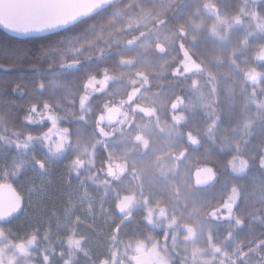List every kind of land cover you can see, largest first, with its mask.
<instances>
[{
  "label": "snow or ice",
  "instance_id": "obj_1",
  "mask_svg": "<svg viewBox=\"0 0 264 264\" xmlns=\"http://www.w3.org/2000/svg\"><path fill=\"white\" fill-rule=\"evenodd\" d=\"M5 7L10 32L79 31L35 58L0 43V69L36 73L0 82L26 97L0 114V264H264V231L237 235L264 222V196L244 211L250 170L264 172V137L248 151L264 132V0ZM48 53L62 78L41 71ZM58 165L62 212L33 222L37 185L25 176Z\"/></svg>",
  "mask_w": 264,
  "mask_h": 264
},
{
  "label": "trees",
  "instance_id": "obj_2",
  "mask_svg": "<svg viewBox=\"0 0 264 264\" xmlns=\"http://www.w3.org/2000/svg\"><path fill=\"white\" fill-rule=\"evenodd\" d=\"M79 31L78 28H69L63 31H56L51 33H40V34H32L29 36H23L14 32L7 31L3 27H0V43H11L13 46H21L26 47L31 50L33 57L35 58L38 54L42 52L43 48H48L50 46H59L61 48L65 47L70 41H73L75 38V34ZM51 57L53 59H57L58 56L56 53H48L44 56V59L41 61V71L44 72V75L48 78H52L56 76L57 78H62L61 74L58 70L48 71L46 69V64L48 58ZM226 70V69H225ZM23 76L26 80L31 81L35 78L36 73L24 69H13L10 71H4L0 69V82L3 81H13L18 77ZM61 93L57 91V95ZM26 99L25 96H21L17 93H13L10 88L4 90L2 84H0V114L6 113L10 109V105L6 103L8 100L15 101L17 103ZM23 115V113H19L17 119L15 121L16 127L19 129L22 127L19 116ZM261 135H257L252 139V142L248 146L249 152H257L258 144L261 140V137H264V132L260 133ZM26 176L28 178H34L38 181H32L38 184L39 186H44L48 189L46 196H38L35 200H37L36 208L30 210L33 212L34 221L33 222H44L50 218V213L52 211L57 210L60 206L63 205V196L70 189L65 183L66 180V172L63 167L58 165L54 172L50 175L41 176L38 173H33L29 171ZM250 176L255 178V182L252 179L246 178L247 182V191L251 193L248 197L247 204L244 205V211L247 212L249 208L255 207L256 204L261 203V197L264 196V192L261 191L257 185L264 184V172L259 169L253 168L250 170ZM75 187V180H73V188ZM42 204H41V200ZM43 207L44 209H41ZM98 224L103 225L102 220H98ZM12 225L14 227L19 226V219L13 220ZM105 230H107L105 228ZM264 231V222L260 221H252L250 224H246L244 228L240 229L238 232V236L240 238H248L255 237ZM223 235V234H222ZM79 264H87V261L83 258Z\"/></svg>",
  "mask_w": 264,
  "mask_h": 264
},
{
  "label": "rangeland",
  "instance_id": "obj_3",
  "mask_svg": "<svg viewBox=\"0 0 264 264\" xmlns=\"http://www.w3.org/2000/svg\"><path fill=\"white\" fill-rule=\"evenodd\" d=\"M262 131H257V135H261L260 133H261ZM37 149L39 150V146H37ZM0 159H3V155H2V153H0ZM54 172V170L50 173V175L52 174ZM25 179H31V181H38V178L37 179H35V177L34 178H28L27 176H25ZM35 183V182H34ZM36 184V183H35ZM37 185V191H36V193H35V196H34V199H36L38 196H41V195H43V196H46L47 195V192H48V189H46L44 186H39L38 184H36ZM36 201V203H37V200H35ZM42 201H43V199L41 200V204H42ZM62 207H63V205L62 206H60L57 210H55V211H52L51 213H50V217H51V214L53 213V212H57V213H60V212H62ZM35 208H36V206H35ZM41 209H44L43 207H41ZM81 211H83V210H81ZM19 222L21 223V221H20V219H19ZM52 223H53V225L55 224V219L53 218L52 219ZM219 232H220V234L222 235V234H224L225 233V226L224 225H221L220 226V228H219ZM83 259V257H81V259H80V261ZM253 259H255L254 257H253ZM79 261V262H80Z\"/></svg>",
  "mask_w": 264,
  "mask_h": 264
},
{
  "label": "water",
  "instance_id": "obj_4",
  "mask_svg": "<svg viewBox=\"0 0 264 264\" xmlns=\"http://www.w3.org/2000/svg\"><path fill=\"white\" fill-rule=\"evenodd\" d=\"M9 3V0H0V13L8 11L10 9H6L5 5Z\"/></svg>",
  "mask_w": 264,
  "mask_h": 264
}]
</instances>
